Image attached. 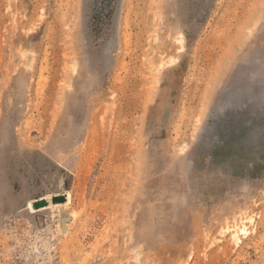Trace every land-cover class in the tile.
<instances>
[{
	"label": "rangeland",
	"instance_id": "rangeland-1",
	"mask_svg": "<svg viewBox=\"0 0 264 264\" xmlns=\"http://www.w3.org/2000/svg\"><path fill=\"white\" fill-rule=\"evenodd\" d=\"M0 264H264V0H0Z\"/></svg>",
	"mask_w": 264,
	"mask_h": 264
},
{
	"label": "water",
	"instance_id": "water-1",
	"mask_svg": "<svg viewBox=\"0 0 264 264\" xmlns=\"http://www.w3.org/2000/svg\"><path fill=\"white\" fill-rule=\"evenodd\" d=\"M57 200H61V199H57ZM44 205H46V201H44V200H38V201H35L33 203V206L35 208H38V207H41V206H44Z\"/></svg>",
	"mask_w": 264,
	"mask_h": 264
},
{
	"label": "bare ground",
	"instance_id": "bare-ground-1",
	"mask_svg": "<svg viewBox=\"0 0 264 264\" xmlns=\"http://www.w3.org/2000/svg\"><path fill=\"white\" fill-rule=\"evenodd\" d=\"M48 206H49V205H48ZM48 206H47V207H48ZM43 208H45V207H43Z\"/></svg>",
	"mask_w": 264,
	"mask_h": 264
}]
</instances>
